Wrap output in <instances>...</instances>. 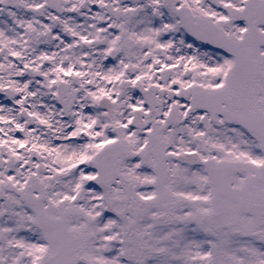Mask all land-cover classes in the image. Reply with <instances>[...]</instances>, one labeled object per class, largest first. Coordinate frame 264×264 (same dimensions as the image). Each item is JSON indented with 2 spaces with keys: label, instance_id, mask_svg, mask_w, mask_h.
<instances>
[{
  "label": "snow or ice",
  "instance_id": "obj_1",
  "mask_svg": "<svg viewBox=\"0 0 264 264\" xmlns=\"http://www.w3.org/2000/svg\"><path fill=\"white\" fill-rule=\"evenodd\" d=\"M0 264H264V0H0Z\"/></svg>",
  "mask_w": 264,
  "mask_h": 264
}]
</instances>
